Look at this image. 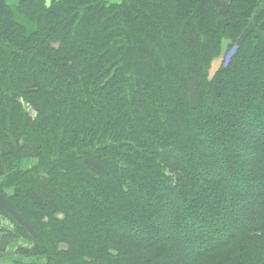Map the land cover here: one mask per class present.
Instances as JSON below:
<instances>
[{"label": "trees", "instance_id": "16d2710c", "mask_svg": "<svg viewBox=\"0 0 264 264\" xmlns=\"http://www.w3.org/2000/svg\"><path fill=\"white\" fill-rule=\"evenodd\" d=\"M222 1L0 0L18 264H264V0Z\"/></svg>", "mask_w": 264, "mask_h": 264}, {"label": "crops", "instance_id": "0c3cea01", "mask_svg": "<svg viewBox=\"0 0 264 264\" xmlns=\"http://www.w3.org/2000/svg\"><path fill=\"white\" fill-rule=\"evenodd\" d=\"M223 4V1L221 0ZM28 159L22 160V169L30 170L37 166L38 161ZM2 179L0 178V182ZM0 264H18L30 263L31 256L23 254L22 248L31 249L33 246L26 241L21 240L15 233L14 225L5 217H0ZM27 261V262H26ZM34 262V261H33Z\"/></svg>", "mask_w": 264, "mask_h": 264}, {"label": "rangeland", "instance_id": "374dc122", "mask_svg": "<svg viewBox=\"0 0 264 264\" xmlns=\"http://www.w3.org/2000/svg\"><path fill=\"white\" fill-rule=\"evenodd\" d=\"M20 0H7V3L10 5V7L12 8V9H14L15 10V8H16V6H17V4H18V2H19ZM122 0H110V2H112V3H118V2H121ZM16 19H17V21L18 22H20V23H22L23 25H25L26 27H27V29H28V31L30 32V33H32V32H34L35 30H36V25L35 24H33V23H31L27 18H25V17H23V16H21V15H19L17 12H16ZM16 97H18L17 95H15ZM27 159H28V161H31V160H35V162H36V160L38 161V158L37 157H35V156H29V157H26ZM26 158H24V159H26ZM23 159V160H24ZM27 161V162H28ZM21 164H22V162H21ZM20 167H21V169H22V166L20 165ZM23 171H25L24 169H22ZM2 171L0 170V178L2 179ZM1 225V224H0ZM35 260H37V258H35V257H31L30 259H29V262L30 261H35ZM27 262V261H26Z\"/></svg>", "mask_w": 264, "mask_h": 264}]
</instances>
